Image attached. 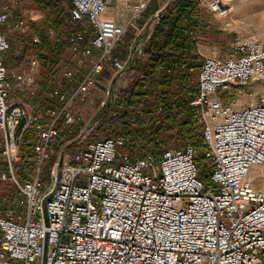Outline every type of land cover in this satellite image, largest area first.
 <instances>
[{"label":"built area","instance_id":"obj_1","mask_svg":"<svg viewBox=\"0 0 264 264\" xmlns=\"http://www.w3.org/2000/svg\"><path fill=\"white\" fill-rule=\"evenodd\" d=\"M196 2L219 19L234 12L232 1ZM21 3L0 0V182L17 191L20 208H0V264H264V43L236 35L225 59L204 56L200 91L190 106L202 127L203 156L211 169L212 185L205 190L190 145L165 150L158 162L149 157L131 163L130 154L121 151L129 138L87 143L117 103L125 77L145 57L164 12L145 24V34L121 59L114 50L127 30L104 20L106 0H73L71 66H76L57 67L56 77L59 84L77 85L71 91L53 89L51 97L63 103L61 109L36 111L38 59L32 57L23 73L2 60L12 34L28 28L27 19H16ZM185 33L204 40L198 25ZM94 50L100 51L98 57ZM106 67L110 79L100 90L96 80ZM185 68L167 60L160 66L167 72ZM92 90L104 96L97 110L103 113L89 126L92 118L85 121L82 104ZM223 92L232 99L225 102ZM247 92L252 100L240 103ZM27 134L35 141V171L22 182L16 165ZM71 134L45 181L43 167L53 156V141ZM72 146L80 149L69 152ZM59 170L62 177L46 217L43 202Z\"/></svg>","mask_w":264,"mask_h":264},{"label":"trees","instance_id":"obj_2","mask_svg":"<svg viewBox=\"0 0 264 264\" xmlns=\"http://www.w3.org/2000/svg\"><path fill=\"white\" fill-rule=\"evenodd\" d=\"M23 2L22 9L16 13L17 18H21L23 10L30 9L40 10L44 17L29 22L25 32H17L10 37L9 49L2 55L3 63L10 70L23 73L28 69L30 59L36 57L39 67L35 76L38 88L34 100L35 109H61L63 103L58 98L51 97V93L57 86L56 68L71 67V34L75 30L72 24L73 0ZM164 14L145 47V57L125 77L117 103L109 108L87 143L119 137L129 138L130 142L121 151L130 154L131 163L149 157L158 162L165 150L190 145L195 151L199 177L205 184V190H208L212 185L209 174L211 169L207 167L203 156L205 146L202 127L194 119L193 108L190 106L191 100L200 91L199 72L204 63V57L198 53L197 45L205 43L199 42L196 36L186 34L185 30L192 25H198L203 39L218 44L220 41L225 43L226 40H233L235 35L226 34L213 26L208 14L198 8L196 1L172 2L169 9L164 10ZM83 26L90 28L87 22ZM50 30L55 31L54 37L50 36ZM35 37H38L39 42H35ZM133 38L134 32L128 29L116 44V57H127ZM90 41L91 37H88L85 45H90ZM208 43L205 45H209ZM165 60L181 63L186 68L171 72L161 70V63ZM110 75L111 69L106 67L97 77L98 89L104 90L107 87ZM72 85L76 86L77 82L65 83L63 91H71ZM73 137L71 134L66 139L57 137V141H53V164L61 144ZM1 138L0 133V140ZM34 143L33 136L27 134L22 145V159L16 165L17 175L22 182L34 175ZM3 186L6 187V184L0 182V190L7 191ZM10 190L6 195H0V208L19 210L17 191L13 187Z\"/></svg>","mask_w":264,"mask_h":264},{"label":"rangeland","instance_id":"obj_3","mask_svg":"<svg viewBox=\"0 0 264 264\" xmlns=\"http://www.w3.org/2000/svg\"><path fill=\"white\" fill-rule=\"evenodd\" d=\"M227 1H232V4L233 3L237 4V2H239V0H227ZM23 3L24 2L22 0V3L19 6V8L17 9V11L22 9ZM239 9H240V7L238 6V10ZM238 10L234 6V12L232 13V15L230 17L225 18V19H219V18H217L216 16H214L212 14H208V17H209L208 19L211 22V24H215V25L217 24L218 26H220L221 27V29H220L221 31H222V29H226L227 31H223L225 33L226 32L233 33L236 30L237 33H233L235 35V37H236V35L240 36V37H243V38H247V39L254 37L257 40H259L260 42L264 43V28H262L260 26V24L264 25V20H260L259 19V16L261 14L264 15V9L259 8L258 11L247 12L245 14L242 13V12L238 13L239 12ZM32 12H35V14L32 15L33 19L31 18ZM21 13H22V16H21L20 19H27L28 24L31 21H37V20H40V19H42L44 17V13L41 12L40 10H36V9L23 10ZM232 17H233V19H235V23L231 22V18ZM16 19H19V18H17V16H16ZM223 24H224V26H223ZM228 24H230V26H228ZM25 31H23V32H25ZM233 41H234V39L230 40V41L226 40L225 43H223V41H220L219 44L218 43H214V44L208 43L209 46L212 45L211 48H208V50L209 51H217V50L221 51L220 55H218L217 57L220 58V59H225L227 54L230 52L231 45H232ZM201 42H204V41H201ZM204 43L206 44V42H204ZM72 47L73 46L71 45V50H70L71 51V57H70V59H72V55H73L72 54L73 53ZM70 64L72 65V62ZM75 66L76 65H73L70 68L75 67ZM62 68L66 69L65 67H62ZM74 70H76V69H74ZM56 83H57V86L59 85L61 87H64L65 83L70 84L67 81H62L59 84L58 81H57V77H56ZM73 86L74 85L71 86V89L75 87V86L74 87ZM257 90H261V88L259 87V88H257ZM222 95H223V99H224L225 102H227V101L232 99V94L230 92H223ZM248 95H249V92H247L241 98V100L242 101H246L247 104H249L250 99L252 100V97H250ZM103 98H104V96L102 95V93L100 91L92 90V92H90V94L88 95L86 101L82 104V109H83V112H84L85 121L90 120L92 118L89 126H91L93 124V122L96 120V118H99V116L102 115L103 110H99V111H97V110H98ZM95 112H96V114H94ZM84 123H80L79 126L82 127ZM99 124L95 127L94 130L97 129ZM55 141H57V139H55ZM53 147H54V143L52 144V149H53ZM78 149H80V148L77 147V146H72V147L69 148V152H75ZM52 151H54V150H52ZM27 156H28V154H27ZM52 164H53V160L51 159L43 167L42 178L45 181L48 180L49 170H50ZM3 187H4L3 189L7 188L8 190L7 191L0 190V195L1 196H3L4 194L6 195V193H10V191H11L10 189H12V185H10V184H6V187L5 186H3Z\"/></svg>","mask_w":264,"mask_h":264},{"label":"crops","instance_id":"obj_4","mask_svg":"<svg viewBox=\"0 0 264 264\" xmlns=\"http://www.w3.org/2000/svg\"><path fill=\"white\" fill-rule=\"evenodd\" d=\"M185 1H196V0H185ZM253 1V2H252ZM173 0H106V10L103 15L104 20H108L114 22L117 26L132 30L134 32V38L129 44L128 54L131 48L132 43L138 35L141 37L147 31V26L145 24L150 22L158 12H164L171 4ZM252 2V3H250ZM197 3V2H196ZM254 3H258L261 9H264V0H239L237 2L236 7L238 10V6L240 9L239 13H247V12H255L256 10L252 8ZM242 4V5H241ZM247 5V6H246ZM143 6V8H141ZM247 9V10H246ZM207 14L209 12L203 10ZM140 17L136 19L134 22V26H130V23L134 18ZM235 20V19H234ZM211 23V22H210ZM213 26H217L221 29L217 24H212ZM224 26V24H223ZM262 28H264L263 24H260ZM222 31H227L226 29H222ZM233 33H237L236 30ZM230 32H226V34H233ZM204 42H209L210 44H214L213 41L203 40ZM212 45L199 44L197 45V51L201 56H213L217 57L220 55L221 51H209L208 48H211ZM100 55L99 50H94V56L98 57ZM128 56V55H127ZM250 96V94L248 95ZM254 96V95H253ZM252 96V97H253ZM240 102L246 103V101L240 100ZM9 184V183H5ZM11 185V184H10ZM13 187V186H12Z\"/></svg>","mask_w":264,"mask_h":264},{"label":"water","instance_id":"obj_5","mask_svg":"<svg viewBox=\"0 0 264 264\" xmlns=\"http://www.w3.org/2000/svg\"><path fill=\"white\" fill-rule=\"evenodd\" d=\"M169 7L166 9L168 10ZM62 164V158L60 160V166ZM61 177H62V173H61V170H59L58 172V175H57V181H56V184L52 190V192L45 198L44 202H43V207H44V213H45V216L47 217V210H46V205H47V202L50 200V198L52 197V195L56 192L57 188H58V185H59V182L61 180ZM45 256H44V259L46 258V252H47V249H48V243H47V237H46V240H45Z\"/></svg>","mask_w":264,"mask_h":264},{"label":"bare ground","instance_id":"obj_6","mask_svg":"<svg viewBox=\"0 0 264 264\" xmlns=\"http://www.w3.org/2000/svg\"><path fill=\"white\" fill-rule=\"evenodd\" d=\"M253 2V1H252ZM252 2H250V3H252ZM233 5L236 7V5H235V3H233ZM242 5V4H241ZM247 6V5H246ZM252 8L253 9H255L256 11H258V9L260 8V5L258 4V3H254L253 5H252ZM236 9H237V7H236ZM247 10V9H246ZM239 13V12H238ZM105 16V15H104ZM259 19L260 20H264V15H260L259 16ZM231 22L232 23H235V20L233 19V17L231 18ZM228 26H230V24H228ZM253 39H256V38H254V37H252Z\"/></svg>","mask_w":264,"mask_h":264}]
</instances>
